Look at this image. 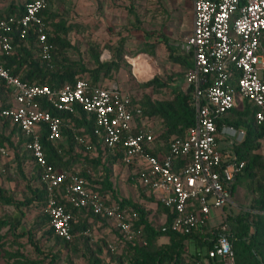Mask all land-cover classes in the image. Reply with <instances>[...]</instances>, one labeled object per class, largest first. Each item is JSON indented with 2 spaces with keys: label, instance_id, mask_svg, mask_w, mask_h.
I'll return each instance as SVG.
<instances>
[{
  "label": "built area",
  "instance_id": "2783aa9c",
  "mask_svg": "<svg viewBox=\"0 0 264 264\" xmlns=\"http://www.w3.org/2000/svg\"><path fill=\"white\" fill-rule=\"evenodd\" d=\"M46 5V0H29L22 14L5 13L0 18V86L10 101L4 108L0 101V118L24 137L18 149L0 144V159L13 160L15 153L27 152L23 165L37 168L38 184L45 193L43 212L54 234L65 241L74 238L71 222L75 217L68 204L106 220L124 241L145 244L133 208L94 189L98 185L82 176L80 169L64 170L48 163L41 133L56 145L63 139V128L77 130L66 118L44 108L43 102L58 113L75 115L79 108L92 116V135L103 152L118 154L129 181L172 210L168 224L166 214L162 216L160 230L195 234L210 243L203 247L197 264H235L227 216L235 214L231 185L244 161L232 146L245 133L228 124L219 126L217 121L245 99L255 109L256 123L264 126V0H192V28L180 45L192 54V65L184 70L181 91L191 100L195 120L182 136L166 142L157 140L159 133L141 117L139 104L114 81L91 84L87 77L78 76L50 88L10 72L4 57L14 53V32L18 42L35 32L39 55L49 59L48 26L41 14ZM108 57L103 53L100 59ZM75 140L93 151L90 137L75 135ZM86 171L93 180V173ZM108 247L115 250L114 244Z\"/></svg>",
  "mask_w": 264,
  "mask_h": 264
},
{
  "label": "trees",
  "instance_id": "16d2710c",
  "mask_svg": "<svg viewBox=\"0 0 264 264\" xmlns=\"http://www.w3.org/2000/svg\"><path fill=\"white\" fill-rule=\"evenodd\" d=\"M5 0H0V3ZM29 0H20L12 2L6 8V14H22L24 4ZM42 10L44 21L48 26L46 32L47 43L51 45L49 59H43L39 55V47L36 44L35 32H30L24 41L18 42L17 32L13 33L15 46L14 53L4 57L5 66L10 72L17 74L28 83L45 84L50 88H58L65 82H73L78 76H85L91 84H100L101 81L111 79L113 73L118 71L121 66V58L125 55L123 41L116 44H105L109 50V57L101 60L102 48L88 46L84 50L88 53L91 63L87 65L85 59L78 53L74 44L68 38L69 33L77 28V24L67 22L63 17L49 11V2ZM5 8L0 6V18L4 16ZM163 44L167 51V58L172 63L178 64L185 69L192 65V54L180 51L178 44H171L168 38L163 37ZM104 50V49H103ZM70 51L77 53V59H70ZM144 53V52H143ZM145 53L153 55V50H145ZM83 57V58H82ZM140 85V84H139ZM142 87L152 88V92L161 94L162 89L167 83L161 81L158 76L141 83ZM172 94L169 98L152 100L149 96H144L142 100L131 97L133 103L139 104L142 115L146 117L154 129L159 133L157 140L167 141L172 136H182L184 132L193 125L195 120V111L191 106L190 98L185 95L178 86L169 87ZM1 107L10 106V101L4 92V87L0 86ZM44 108L49 109L53 114L67 119L76 132L69 128H63L62 134L64 141L52 144L46 139L45 132L41 133L40 141L48 163L55 168L71 170L74 166H80V174L88 179L92 184L98 185L97 189L101 194H108L109 197L121 205H127L138 214L136 226L141 227L142 236L145 244H139L137 241H124L119 230L111 228L117 240L123 243L119 254L110 253L105 248V242H94L88 244V238L83 239V231L89 225L88 217L95 220L99 219L105 223L106 220L86 213L83 209L73 208L66 204L68 210L72 212L75 220L71 222V231L74 233L72 241H65L56 236L49 227L48 216L43 212L45 204V193L37 180V168L33 165L27 169L23 163L28 158L27 152L22 154L15 153L14 161L17 162V168L23 178L27 180V190L29 196L23 200L13 198L7 190L0 186V204L13 206L16 210L12 216H0V232L6 229L14 238L26 237L33 245L36 254L42 259H46V264H59L64 258L73 252L77 255H69L65 260L66 264H72L73 259L82 257L87 264H103V257L109 259L111 264H197L200 253L205 245H209L205 240H201L197 235L179 234L170 230L162 232L159 225L155 224V218L166 214L165 224L171 221L172 210L164 207L160 203H155L153 195L144 187L138 186L140 192L138 198L146 202L155 203V207H147L144 202L125 198L119 195L112 187V176L114 175V166H122L118 154H106L101 148L100 142L92 135L93 118L84 111L77 108L75 115L58 113L48 104L43 102ZM1 109V108H0ZM255 109L247 100L239 102L236 106L227 111L218 121V125L224 123L233 126L236 129L244 131V137L239 143L232 146V150L237 154L240 160L244 161L242 171L235 177L231 185V195L235 194L238 185L242 183L256 192L248 205L243 206L237 214L227 216V223L230 233L233 237V250L235 254V264H264V156L257 149L258 141L264 137V126L256 123L254 117ZM157 122L154 124L153 122ZM0 144L6 143L14 149L21 147L24 137L20 130L0 118ZM75 135L80 137H90V145L93 151L79 144L75 140ZM153 152H156L154 150ZM123 167V166H122ZM87 169L93 173L94 179L87 174ZM24 174V175H23ZM129 183H132L129 181ZM40 206L42 216L35 223L38 229L47 228L42 237L46 240H54V246L59 249L54 252L52 249L44 252L39 247V241L34 239L32 230L17 232L21 227L22 218L25 213L22 208H28L31 205ZM82 237V240L80 239ZM3 234H0V241ZM160 239L162 240L160 242ZM193 246V250H190ZM0 247L2 243L0 242ZM80 249V250H78ZM104 251V252H103ZM107 251V252H106ZM106 252V255H104ZM7 258H13L14 255L6 253ZM103 255V256H102ZM74 257V258H73ZM11 264H35L33 261L16 260Z\"/></svg>",
  "mask_w": 264,
  "mask_h": 264
},
{
  "label": "rangeland",
  "instance_id": "374dc122",
  "mask_svg": "<svg viewBox=\"0 0 264 264\" xmlns=\"http://www.w3.org/2000/svg\"><path fill=\"white\" fill-rule=\"evenodd\" d=\"M19 1L5 0L0 3V6L5 8L8 4ZM48 2L51 13L58 14L67 22L78 25L69 33L68 38L78 53L84 57L87 65L91 63V60L84 50L86 47L93 46L96 50L97 47L95 46L98 45L99 48L104 46L105 48L101 49L104 51L108 50L105 44L114 45L123 41L125 55L121 58L120 69L113 73L111 79L103 80L100 84L114 81L127 94L137 100H142L144 96H149L152 100L169 98L172 94L169 87L178 86L181 89L184 82V68L168 60L162 38H168L171 44H178L180 51H182L180 45L183 37L191 30L192 0H48ZM82 20L87 21L83 23ZM151 49L153 55L145 53V50ZM68 57L72 60L77 59V53L70 51ZM133 68L140 80L134 74ZM144 74H147V79ZM154 76H158L161 81L167 83V86L161 90V94L153 93L152 88L141 86V83L145 82L141 80L147 81ZM153 123L156 124L157 122ZM258 143L257 152L264 156V137ZM17 167V162L14 160L0 159V186L7 190L13 198L23 200L29 196L26 187L28 182L26 178L20 175ZM74 168L80 169L79 164ZM122 168L118 166L114 169L112 176L114 190L125 198L143 201L148 208H154V202L152 204L140 197L138 198L140 192L138 186L128 182V174L125 168ZM256 194L246 184L238 185L232 197V212L237 214L239 210H243V206L248 205ZM22 209L25 216L22 218L21 227L17 232L32 230L34 239L39 241V247L44 252L50 249L56 252L59 247L53 248L54 240H46L42 237L47 228L38 229L35 224L38 218L42 216L40 206L37 204ZM15 212L13 206L0 204V216H12ZM86 217L89 221L87 226L89 230L83 234V239L88 238V244L96 241L105 242L104 247L107 249H109V243L114 244L115 250L109 251L119 254L123 243L117 240L109 223L105 221L103 224L99 219L95 220L88 215L84 216V218ZM162 218V216L155 218V224L160 226ZM0 234H3V239L0 241L2 243L0 264H11L14 259L33 261L35 264H46L47 260L36 254L33 245L26 237L14 238L10 232H6V229H3ZM80 239L82 240V237ZM190 250H193V246H190ZM6 253L15 257L9 259ZM69 255L75 256L77 253L73 252ZM69 255L66 258L62 255L59 264H66L67 261L65 262V260L69 258ZM103 260V264H111L108 258L103 257ZM72 264L87 263L85 259L77 256L73 259Z\"/></svg>",
  "mask_w": 264,
  "mask_h": 264
},
{
  "label": "crops",
  "instance_id": "0c3cea01",
  "mask_svg": "<svg viewBox=\"0 0 264 264\" xmlns=\"http://www.w3.org/2000/svg\"><path fill=\"white\" fill-rule=\"evenodd\" d=\"M8 5H9V4H8ZM7 7H8V6H7ZM7 7H5V10H3L4 13L7 12V11H6V8H7ZM95 18H96V16H95ZM86 21H87V20H82L83 23H85ZM191 28H192V22H191ZM103 53H104L106 56H109V51H108V50H104ZM103 53H102V54H103ZM139 65H140V64H139ZM140 68H141V73H142V66H141ZM135 73H136V72H135ZM104 84H107V83H104ZM180 90H181V89H180ZM62 141H63V139H62ZM116 167H118V165H115L113 169H115ZM121 167H122V166H121ZM123 168H125V167H123ZM123 168H122V169H123ZM125 170H126V168H125ZM126 172H127V171H126ZM127 174H128V172H127ZM127 178H128V177H127Z\"/></svg>",
  "mask_w": 264,
  "mask_h": 264
},
{
  "label": "bare ground",
  "instance_id": "6f19581e",
  "mask_svg": "<svg viewBox=\"0 0 264 264\" xmlns=\"http://www.w3.org/2000/svg\"><path fill=\"white\" fill-rule=\"evenodd\" d=\"M136 64V63H135ZM135 64H134V67H135ZM133 72H134V68H133ZM134 74L136 75V77L140 80V78L138 77V75L134 72ZM145 75V74H144ZM145 78L147 79V74L145 75ZM149 78V77H148ZM141 81H146V80H141Z\"/></svg>",
  "mask_w": 264,
  "mask_h": 264
}]
</instances>
